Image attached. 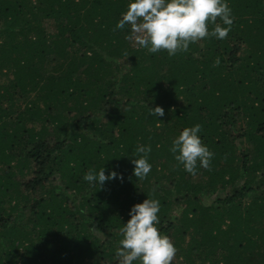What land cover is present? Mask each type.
<instances>
[{"label":"trees","instance_id":"1","mask_svg":"<svg viewBox=\"0 0 264 264\" xmlns=\"http://www.w3.org/2000/svg\"><path fill=\"white\" fill-rule=\"evenodd\" d=\"M228 4L224 40L168 57L113 31L127 0H0V264H118L149 195L172 264H264V0ZM197 123L214 156L192 176L169 147ZM103 166L123 179H83Z\"/></svg>","mask_w":264,"mask_h":264},{"label":"clouds","instance_id":"2","mask_svg":"<svg viewBox=\"0 0 264 264\" xmlns=\"http://www.w3.org/2000/svg\"><path fill=\"white\" fill-rule=\"evenodd\" d=\"M233 22L228 0H127L113 31H125V40L150 54L166 52L173 57L178 52H187L190 44L211 38L224 40ZM215 63H220L219 58ZM148 114L160 122L157 118L165 113L156 106L148 108ZM201 130L199 123L184 127L169 147L173 159L192 176L197 174L198 167L209 169L214 156L202 142ZM151 151V145H138L129 160L132 175L138 181L147 179L152 171ZM83 179L100 186L123 176L115 170H108L105 175L103 166L99 171L89 169ZM146 197L129 208V219L118 229L122 237L115 249L118 264H172L176 257L177 248L158 227L161 203L150 195Z\"/></svg>","mask_w":264,"mask_h":264},{"label":"rangeland","instance_id":"3","mask_svg":"<svg viewBox=\"0 0 264 264\" xmlns=\"http://www.w3.org/2000/svg\"><path fill=\"white\" fill-rule=\"evenodd\" d=\"M239 57L241 56V55H243L244 54V52H243V47H241L240 49H239ZM18 178V177H17Z\"/></svg>","mask_w":264,"mask_h":264}]
</instances>
